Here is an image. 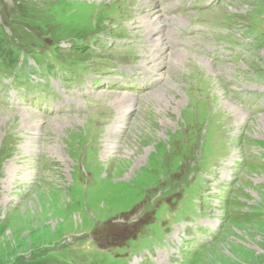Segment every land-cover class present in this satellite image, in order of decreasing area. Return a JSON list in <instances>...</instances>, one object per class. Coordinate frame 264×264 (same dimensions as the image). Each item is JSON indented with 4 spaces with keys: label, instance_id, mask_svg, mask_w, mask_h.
Instances as JSON below:
<instances>
[{
    "label": "rangeland",
    "instance_id": "obj_1",
    "mask_svg": "<svg viewBox=\"0 0 264 264\" xmlns=\"http://www.w3.org/2000/svg\"><path fill=\"white\" fill-rule=\"evenodd\" d=\"M182 2L0 0V264H264V0Z\"/></svg>",
    "mask_w": 264,
    "mask_h": 264
},
{
    "label": "bare ground",
    "instance_id": "obj_2",
    "mask_svg": "<svg viewBox=\"0 0 264 264\" xmlns=\"http://www.w3.org/2000/svg\"><path fill=\"white\" fill-rule=\"evenodd\" d=\"M145 2L147 1V4H146V8H148L149 9V16L150 17H148L147 15H146V19H145V35H147V41H149L151 44H157V46H159V51H162L163 49V47H166V46H164L163 45V42H164V44H166V38L167 37H171L172 35V30H171V28H169L168 27V25L165 23L166 22V16L164 15L165 13H164V9H161L160 10V14H162V15H160V17H162L163 18V20L165 21L164 23H162L161 21V19L160 20H158L157 21V17L155 16V14H158V12H156L155 14L154 13H151L150 11L152 10V8H151V6L153 5V3H155V1L156 0H144ZM142 3H144V2H142ZM145 6V5H144ZM154 10V9H153ZM162 11V12H161ZM158 16V15H157ZM176 16H178L177 17V20H178V23H186V21H187V15H174V17H176ZM159 17V18H160ZM158 18V19H159ZM155 44V45H156ZM161 45L163 46V47H161ZM157 50V49H156ZM175 53V52H174ZM158 54H161V53H158ZM176 54H177V51H176ZM147 55V54H146ZM152 55H153V53H152ZM157 56V55H156ZM159 56V55H158ZM150 57V56H149ZM174 57H175V55H174ZM172 58V57H171ZM172 60V59H171ZM152 61V60H151ZM178 61V60H177ZM155 63H157V62H155ZM139 66H141V65H139ZM210 66V65H209ZM155 67H160L161 68V65L160 64H157V65H155ZM144 70H147L146 69V67H142ZM215 69V68H214ZM197 78L195 79V80H200V77L202 76V75H204V73L202 72V73H200V74H198L197 73ZM194 80V81H195ZM195 83H196V81H195ZM191 85V84H190ZM87 88H88V86H86ZM192 89V90H191ZM194 90V91H193ZM189 91V90H188ZM202 91H204L201 87L200 88H197L196 87V84H193V85H191L190 86V93H193V94H195L196 96H197V100H198V103L201 101V98H199V95L198 94H201V96H203V94H202ZM158 92H160V89H158V90H155V91H153V92H151L152 94L153 93H158ZM121 96H123V97H117V98H115V100L118 102V101H120L121 102V104H125V103H123V102H132L134 99L131 97V95H129V94H125V95H121ZM149 97V96H148ZM122 98H123V102H122ZM154 98V97H153ZM164 98V97H163ZM195 99V100H196ZM226 104H228V103H226ZM119 105L120 104H118V107H119ZM229 107H230V109L233 111V114L234 115H236L237 117H238V119H239V121L240 122H242L245 118V115H246V113L247 112H244L243 110H241L238 106H234V105H230L229 104ZM119 109H121L120 107H119ZM121 112L122 113H125V110H123V109H121ZM120 111H119V113H121ZM34 113V112H33ZM5 115V116H7V114H9L8 113V111L7 110H5L4 108H0V115ZM27 114V113H26ZM248 115V114H247ZM32 116V115H31ZM259 116V118H262V119H264V116L263 115H258ZM25 118V117H24ZM27 118H29V117H27ZM35 118H36V116H35ZM40 118V117H39ZM57 118L56 117H53V118H49V120H48V122L50 121V120H54V121H56L57 122V124L59 123V121H57L56 120ZM33 124V123H32ZM50 125V124H49ZM118 125H114L113 126V128H112V132L113 131H117L118 130ZM165 156V155H164Z\"/></svg>",
    "mask_w": 264,
    "mask_h": 264
}]
</instances>
